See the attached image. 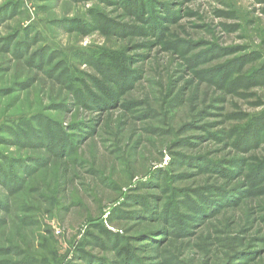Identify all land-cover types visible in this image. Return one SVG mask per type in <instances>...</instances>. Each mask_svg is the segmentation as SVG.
Segmentation results:
<instances>
[{"label":"rangeland","instance_id":"374dc122","mask_svg":"<svg viewBox=\"0 0 264 264\" xmlns=\"http://www.w3.org/2000/svg\"><path fill=\"white\" fill-rule=\"evenodd\" d=\"M0 264H264V0H0Z\"/></svg>","mask_w":264,"mask_h":264}]
</instances>
